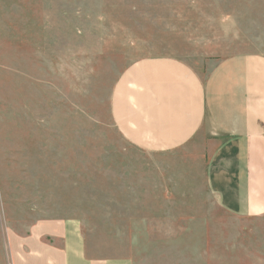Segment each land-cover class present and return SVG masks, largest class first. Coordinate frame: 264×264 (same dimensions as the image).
<instances>
[{"label": "rangeland", "instance_id": "obj_1", "mask_svg": "<svg viewBox=\"0 0 264 264\" xmlns=\"http://www.w3.org/2000/svg\"><path fill=\"white\" fill-rule=\"evenodd\" d=\"M256 4L0 0V264H12L40 217L78 219L97 258L126 255L129 228L159 222V185L185 178L182 151L148 153L121 137L114 82L140 57L173 56L205 72L206 58L255 48L235 27L240 9Z\"/></svg>", "mask_w": 264, "mask_h": 264}, {"label": "crops", "instance_id": "obj_2", "mask_svg": "<svg viewBox=\"0 0 264 264\" xmlns=\"http://www.w3.org/2000/svg\"><path fill=\"white\" fill-rule=\"evenodd\" d=\"M246 12L238 42L255 48L206 58L205 72L173 56L140 57L114 82L121 137L148 153L182 151L185 178L159 185V222L129 228L126 255L97 258L78 219L40 217L12 264H264V0Z\"/></svg>", "mask_w": 264, "mask_h": 264}]
</instances>
